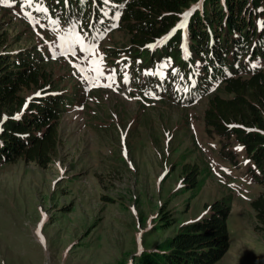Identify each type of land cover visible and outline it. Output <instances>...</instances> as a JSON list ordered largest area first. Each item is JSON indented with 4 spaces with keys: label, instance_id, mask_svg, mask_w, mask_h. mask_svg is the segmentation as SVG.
Instances as JSON below:
<instances>
[{
    "label": "rangeland",
    "instance_id": "374dc122",
    "mask_svg": "<svg viewBox=\"0 0 264 264\" xmlns=\"http://www.w3.org/2000/svg\"><path fill=\"white\" fill-rule=\"evenodd\" d=\"M5 3L0 33L22 37L13 50L43 47L55 90L76 100L59 119V144L44 167L0 164V264H135L223 196L231 198L229 248L215 264H264V231L250 206L264 187L239 144L224 148L205 133V101L176 107L163 94L140 92L127 72L108 66L99 44L51 38L56 31ZM257 65L264 73V61ZM229 151L237 165L225 159ZM189 162L202 174L197 188L185 190L180 169Z\"/></svg>",
    "mask_w": 264,
    "mask_h": 264
},
{
    "label": "trees",
    "instance_id": "16d2710c",
    "mask_svg": "<svg viewBox=\"0 0 264 264\" xmlns=\"http://www.w3.org/2000/svg\"><path fill=\"white\" fill-rule=\"evenodd\" d=\"M13 1L48 26L99 43L108 66L119 76L127 72L140 92L163 94L176 107L205 101V133L224 148L230 140L239 144L253 165L248 172L264 187V73L252 67L264 61V0ZM4 25L12 26V18ZM120 32L125 42L111 41ZM9 35L0 33V164L22 159L44 167L76 95L57 93L44 49L13 50L22 37L12 42ZM225 159L237 165L233 152ZM201 174L196 162L181 166L184 189L197 188ZM250 206L264 231V191ZM230 210V197L212 202L208 216L181 225L135 264H215L229 248Z\"/></svg>",
    "mask_w": 264,
    "mask_h": 264
}]
</instances>
